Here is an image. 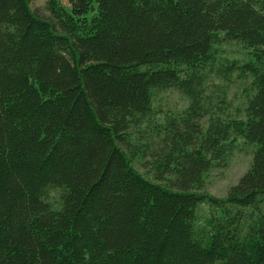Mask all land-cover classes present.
I'll use <instances>...</instances> for the list:
<instances>
[{"label":"trees","instance_id":"obj_1","mask_svg":"<svg viewBox=\"0 0 264 264\" xmlns=\"http://www.w3.org/2000/svg\"><path fill=\"white\" fill-rule=\"evenodd\" d=\"M35 1L0 0V264H264V0ZM217 39L249 49L244 114L214 115L232 82L205 95ZM169 88L189 105L158 121ZM240 142L248 170L205 193ZM205 202L256 214L196 229Z\"/></svg>","mask_w":264,"mask_h":264},{"label":"rangeland","instance_id":"obj_2","mask_svg":"<svg viewBox=\"0 0 264 264\" xmlns=\"http://www.w3.org/2000/svg\"><path fill=\"white\" fill-rule=\"evenodd\" d=\"M68 1L69 0H61V2L65 4L66 8H68ZM45 4V0H36L34 6L42 7ZM95 13V10L91 11L89 18H91V15ZM215 47L216 51L218 50L216 52L217 57H221L219 62H217L215 65V68L218 69L219 73H211L209 75L208 81L206 83L208 90L204 92L205 95H207L210 90L213 89L212 85L217 84L219 85L216 88L217 94H219L221 99L226 97V100H224L222 105L216 108V110L209 109L208 113L213 114V110H215V116H226L230 114L235 115L238 108L240 109L241 113L244 114L245 94L243 92V88L252 83L253 76L247 72L246 75L248 82H246L244 77H240L244 75V71L242 72L238 67H236L234 70H231L230 73H226L225 70L231 62L236 61L239 65H243V63L248 61L250 59L249 49L245 48L241 43L235 41H221L218 39L215 40ZM226 75H230L231 77H227L225 79ZM229 82L232 83L229 85L228 91L224 97L222 88L226 87ZM151 103L153 106L152 110L154 113H156V116L154 117L156 120L160 121L159 119L172 117L173 115H178L186 110L189 105V99L179 89L169 88L167 90H156L155 95L152 97ZM252 151V145L240 142L225 166H222L223 164L218 165L210 171L202 190L205 193L212 194L213 196L210 195L212 197H216L218 199L225 198L228 191L240 181L242 175L248 170L252 161ZM133 163L138 167L140 172L145 173L147 176H149L151 173H154V170H151L150 164L142 166L143 163H139L137 158L133 160ZM64 193L65 191L63 188H51L50 191H48V195L46 197L50 204L57 208L62 206V196ZM218 207H220V209ZM246 208L249 211H246L245 207L241 208L239 206H232L224 202L202 203L198 208V226H196V229L197 227L200 229L204 228V226H206V224L212 220L213 217L221 216L218 218V220L222 219V211L226 212L238 210L240 213L248 212L256 214L253 210L255 206H249Z\"/></svg>","mask_w":264,"mask_h":264}]
</instances>
